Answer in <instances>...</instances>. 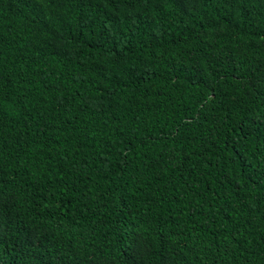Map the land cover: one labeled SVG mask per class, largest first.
<instances>
[{"label":"trees","instance_id":"obj_1","mask_svg":"<svg viewBox=\"0 0 264 264\" xmlns=\"http://www.w3.org/2000/svg\"><path fill=\"white\" fill-rule=\"evenodd\" d=\"M0 264H264V0H0Z\"/></svg>","mask_w":264,"mask_h":264}]
</instances>
